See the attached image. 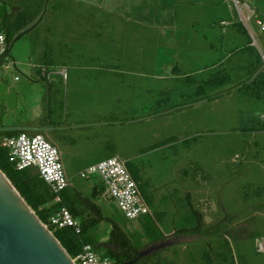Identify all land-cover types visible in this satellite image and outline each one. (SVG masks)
Masks as SVG:
<instances>
[{
    "label": "rangeland",
    "instance_id": "1",
    "mask_svg": "<svg viewBox=\"0 0 264 264\" xmlns=\"http://www.w3.org/2000/svg\"><path fill=\"white\" fill-rule=\"evenodd\" d=\"M239 2L12 0L15 14L39 12L35 29L15 45L16 69L8 62L25 96L50 93L42 82L28 85L42 69L70 71L69 83L55 77L51 91L68 126L42 135L62 154L70 193L102 209L106 219L86 235L94 246L108 241L116 223L143 252L159 237L175 239L176 228L193 223L186 219L194 209L207 227L236 226L240 233L228 242L238 264H264V102L242 90L251 84L240 85L250 62L238 56L250 47L263 53L264 42ZM254 2L264 13V0ZM74 121L84 124L73 130ZM2 123L13 127L11 116ZM112 158L137 179L148 215L127 219L100 176L82 178ZM220 242L195 237L161 257L201 262Z\"/></svg>",
    "mask_w": 264,
    "mask_h": 264
},
{
    "label": "trees",
    "instance_id": "2",
    "mask_svg": "<svg viewBox=\"0 0 264 264\" xmlns=\"http://www.w3.org/2000/svg\"><path fill=\"white\" fill-rule=\"evenodd\" d=\"M13 5L12 0H0V20L3 32L7 36L6 45L8 43H13L19 35L29 29V26L33 25L39 16V12L31 16V14H29L28 7L20 8L18 10L19 12L15 14ZM261 20L263 21L264 17H261ZM1 50L2 48L0 46V53ZM249 50L252 51L250 54L246 53L248 51L247 49H242L238 52V56H242L244 58V62L247 60L250 62L248 63L249 78L240 85L250 81L264 66L262 55L259 54L255 48L253 49L250 47ZM246 89L254 92L255 98L258 101L264 102V71L250 85H245L242 90ZM2 122L3 121H0V129L4 127V125H1ZM19 135H21L19 132H6L0 134V169L7 175L9 180L17 188L21 196L25 199L29 207H31L36 213L39 219L45 225H49V230L62 244L70 257L72 259H76L82 254L85 245H91L97 253L100 250H103L104 255L101 256L109 258L112 264H127L135 262L141 252L135 249L131 238L116 223H113V229L110 233L108 241L102 245L94 246L86 239V235L90 232V230L106 219L103 216L101 207H99L97 203L84 197V195L79 192L72 195L67 189L62 193V204H57L55 202V194L41 178L37 170L30 169L22 172L17 171L15 166L10 162L9 152L6 148H4L2 141L5 138L17 137ZM131 175L138 185L137 179L132 173ZM98 193V190L95 189L93 194L95 198L98 196ZM189 205H192V203L189 202ZM64 207H66L79 222L82 230L81 235H78L72 228L56 229L50 226V220ZM187 220L193 221V223L185 224L180 229L176 228L172 235L173 237H198L200 240L209 243L211 240L214 241L216 239H220L221 241V247H219L220 251H214L211 247L210 252H206L202 257L201 262L196 261L192 264H238L236 256H234L228 242L229 237L240 233L235 230L236 226L225 229L222 224L219 223L215 226L207 227L204 214L194 209L187 217L186 221ZM147 233L149 236L152 235V229L150 227L147 228ZM167 238L169 237H159L158 239L152 241L146 248L148 249L153 245L165 241ZM104 245H108L109 247H105ZM169 250V248L164 249L166 252H169ZM162 251L145 257L136 264H171V262L166 261V258L161 257Z\"/></svg>",
    "mask_w": 264,
    "mask_h": 264
},
{
    "label": "water",
    "instance_id": "3",
    "mask_svg": "<svg viewBox=\"0 0 264 264\" xmlns=\"http://www.w3.org/2000/svg\"><path fill=\"white\" fill-rule=\"evenodd\" d=\"M35 28L29 29L19 35L13 43H8L3 54L0 55V68L6 62L12 61L13 50L18 41L27 36ZM16 69V68H15ZM11 65L5 68L0 75V111H3V120L10 117V113L16 112L19 108L20 99L25 94L20 87L19 80L14 79L10 73ZM264 67L252 78L248 84L254 82L263 72ZM19 85V86H18ZM243 88V86L241 87ZM2 120V121H3ZM107 125V124H103ZM50 129H29V128H1V133H49ZM195 237H176L172 240H165L151 246L141 252L135 262L148 257L161 250L191 243ZM105 247H108L104 245ZM103 247V246H102ZM116 251V250H115ZM0 264H76L70 257L62 244L56 239L25 199L17 188L9 180L7 175L0 169Z\"/></svg>",
    "mask_w": 264,
    "mask_h": 264
},
{
    "label": "built area",
    "instance_id": "4",
    "mask_svg": "<svg viewBox=\"0 0 264 264\" xmlns=\"http://www.w3.org/2000/svg\"><path fill=\"white\" fill-rule=\"evenodd\" d=\"M235 1L238 5L239 1ZM258 25L264 32V23L259 21ZM6 41L7 36L3 32L0 20V46L2 48L0 55L7 48ZM2 144L8 150L10 162L17 171L37 170L55 194V202L62 204V193L71 186V182L59 148L48 142L43 135L27 133H21L17 137L5 138ZM94 175L103 179L108 196L116 201L127 219L137 220L150 213L148 206L141 197L138 185L124 161L119 158L108 159L91 166L81 174L82 178L85 179H90ZM49 224L56 229L72 228L78 235H81L82 232L79 222L66 207L62 208L50 220ZM260 251L264 254V242L260 244ZM73 260L76 264H112L109 258L98 254L91 245H85L82 254Z\"/></svg>",
    "mask_w": 264,
    "mask_h": 264
},
{
    "label": "crops",
    "instance_id": "5",
    "mask_svg": "<svg viewBox=\"0 0 264 264\" xmlns=\"http://www.w3.org/2000/svg\"><path fill=\"white\" fill-rule=\"evenodd\" d=\"M244 2H245L246 11L249 14L248 18L249 19L256 18L257 25H258V22L262 21L261 17H264V13L260 12L258 8L253 7V6H256V5H254V3H255L254 0H252V2H250V0H244ZM258 27H260V26L258 25ZM259 35H260V38L262 39V41L264 42V32L261 29L259 31ZM257 46H259V45H257ZM69 51H71V50H69ZM261 55H262L263 61H264V52L261 53ZM45 64L49 65L50 63L45 62ZM43 66H45V65H43ZM34 70H35V68H34ZM36 74H37V72H36ZM55 77H58L59 79L63 78L65 80L68 79L67 82L69 83L70 71L67 74H66V70H61L60 72H54L53 73V71L50 72L48 70V68H44L41 70L39 75H36V78H33V77L30 78L29 77L27 79L28 83H29L28 85H31V86L37 85L38 83L41 84V82L44 83L45 86H48L50 93L42 94V97L39 98V100L36 99L35 101L31 100L30 97H27V96H25V94H23L21 99H20L19 108L17 109L16 112H13L11 115L12 120H13V124H12L13 127L12 128H29V129H43L44 128V129L53 130L52 132H55V131L60 130L61 128H63L64 126H66L68 124V120H67L68 118L66 119V122H63L62 112L60 114L57 111V109L55 107L56 105L54 103V98L52 97L51 91H52V88L54 86L53 80ZM19 82H20V80H19ZM263 118H264V116H263ZM263 118H262V120H264ZM82 124H84V123H78V122L74 121L73 125H72L73 130H78L79 128H81L80 125H82ZM1 125H3V123ZM3 128H6V125H4ZM29 133L32 135H34V134L42 135L43 134V133H33V132H29ZM94 192H95V190H94ZM98 195H99V193H98Z\"/></svg>",
    "mask_w": 264,
    "mask_h": 264
},
{
    "label": "flooded vegetation",
    "instance_id": "6",
    "mask_svg": "<svg viewBox=\"0 0 264 264\" xmlns=\"http://www.w3.org/2000/svg\"><path fill=\"white\" fill-rule=\"evenodd\" d=\"M8 67H9V64H8V62H7V63H5V65H3V66L0 68V75L3 74L5 68H8ZM15 79H17V78H15ZM2 113H3V111H0V121H2V120H3V117L5 116V115H2ZM9 115L11 116L12 113H10ZM1 116H3V117H1ZM106 246H108V245H106ZM108 247H109V246H108Z\"/></svg>",
    "mask_w": 264,
    "mask_h": 264
}]
</instances>
